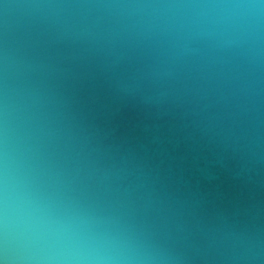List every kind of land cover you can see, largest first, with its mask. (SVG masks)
<instances>
[{
  "label": "water",
  "instance_id": "95a60500",
  "mask_svg": "<svg viewBox=\"0 0 264 264\" xmlns=\"http://www.w3.org/2000/svg\"><path fill=\"white\" fill-rule=\"evenodd\" d=\"M0 264H264V0H0Z\"/></svg>",
  "mask_w": 264,
  "mask_h": 264
}]
</instances>
